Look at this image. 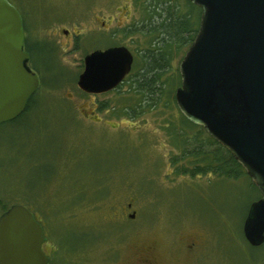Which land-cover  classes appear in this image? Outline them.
<instances>
[{"label": "rangeland", "instance_id": "obj_1", "mask_svg": "<svg viewBox=\"0 0 264 264\" xmlns=\"http://www.w3.org/2000/svg\"><path fill=\"white\" fill-rule=\"evenodd\" d=\"M7 1L22 15L26 45L46 51L27 63L41 72L35 107L0 124V214L27 208L43 229V251L55 253L51 264H137L146 245L156 264H264V245L251 247L242 234L259 196L249 178L174 174L179 149L166 128L179 117L169 104L189 45L173 52L150 109L126 81L153 45L144 0ZM111 46L133 55L126 82L81 92L84 56Z\"/></svg>", "mask_w": 264, "mask_h": 264}, {"label": "water", "instance_id": "obj_2", "mask_svg": "<svg viewBox=\"0 0 264 264\" xmlns=\"http://www.w3.org/2000/svg\"><path fill=\"white\" fill-rule=\"evenodd\" d=\"M201 10L197 32L178 63L174 93L180 114L204 131L242 167L260 197L248 208L242 234L264 243V0H186ZM17 10L0 0V123L17 118L38 88L26 62ZM124 46L83 58L76 87L85 94L114 90L131 70ZM133 217V215H132ZM41 225L24 206L0 214V264H47Z\"/></svg>", "mask_w": 264, "mask_h": 264}, {"label": "trees", "instance_id": "obj_3", "mask_svg": "<svg viewBox=\"0 0 264 264\" xmlns=\"http://www.w3.org/2000/svg\"><path fill=\"white\" fill-rule=\"evenodd\" d=\"M144 1L146 12L149 14V22L144 26V33L155 34L152 40L153 45L145 49L140 55L144 64L137 70L135 76L131 77L130 75L126 81L134 93L142 94V101L145 106L152 109L160 103V96L164 87L161 82V75L167 70L166 67L173 52L190 45L193 41L198 29L201 10L198 6L186 0ZM177 1H181L183 4L180 5ZM134 30L139 29L136 26L131 31ZM45 46L43 43L35 42L33 47L28 48L31 54V62L36 64L35 57L37 54L39 56L44 50L46 51ZM41 48L43 51L40 50ZM46 48L48 50V47ZM35 66H33L35 70H40L37 68L38 66ZM34 95L36 96V94ZM35 96L29 99L24 112L6 123L13 125L26 117L36 105ZM169 105L171 108L175 107L179 114L177 121L171 120L166 128L171 143L179 149V155L177 154L170 159L172 164L177 165L174 168V174L189 175L190 177L211 175L215 178L231 179H237L241 175L247 176L230 152L213 140L201 126L192 124L180 114L174 98ZM136 113L137 109H135ZM183 160H186L184 165L178 166L179 161ZM250 183L256 188L251 181ZM8 207L3 206V211ZM51 255L55 256V253ZM51 255L48 256L47 264H51L54 259Z\"/></svg>", "mask_w": 264, "mask_h": 264}, {"label": "flooded vegetation", "instance_id": "obj_4", "mask_svg": "<svg viewBox=\"0 0 264 264\" xmlns=\"http://www.w3.org/2000/svg\"><path fill=\"white\" fill-rule=\"evenodd\" d=\"M12 5V4H11ZM13 6V5H12ZM14 7V6H13ZM15 9H16V7H14ZM17 10V9H16ZM17 12H18V14H19V16H20V18L22 17V15H21V13H20V11H18L17 10ZM21 22H22V18H21ZM22 28H23V22H22ZM23 31H24V29H23ZM24 35V34H23ZM30 47V46H29ZM28 43H27V45H26V39H24L23 40V51L25 52V53H27V55H28V60H27V62H26V66H27V68L30 70V71H32L36 76H37V79H38V88H39V86L41 85V72H40V70H35L34 68H33V66H30V67H28V65H27V63H31V54H30V51L28 50ZM111 47H114V46H111ZM107 48H109V47H107ZM82 62H83V60H82ZM131 68H132V65H131ZM126 80V77L124 78V80L123 81H125ZM122 81V82H123ZM121 82V83H122ZM120 83V84H121ZM38 88L36 89V91L31 95V97L30 98H32L33 96H35L34 94H36V92H37V90H38ZM115 90V89H114ZM113 91V90H112ZM29 98V99H30ZM29 99L27 100V102H26V105H25V109H26V106H27V104H28V101H29ZM25 109L23 110V112L25 111ZM131 208V204H127L126 205V207H124L123 208V210H122V212L124 213V215H125V213L127 212V209H130ZM40 224V223H39ZM46 241V239L44 240V242ZM44 242H43V244H44ZM43 244H42V246H41V248H42V251H43ZM153 251V246H151V245H146V246H144L143 248H141V251L138 253V258H137V260H138V262H137V264H156V262L154 261V259H153V255H150L151 254V252ZM44 252V251H43ZM44 254H45V252H44ZM46 255V254H45ZM47 256V258H48V255H46ZM48 262V261H47Z\"/></svg>", "mask_w": 264, "mask_h": 264}]
</instances>
